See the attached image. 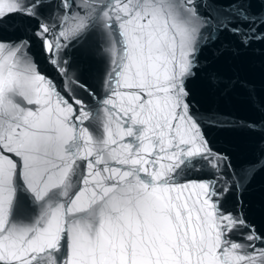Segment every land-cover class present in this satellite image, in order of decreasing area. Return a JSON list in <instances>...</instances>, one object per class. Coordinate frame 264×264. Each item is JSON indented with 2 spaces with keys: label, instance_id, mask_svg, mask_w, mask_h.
<instances>
[{
  "label": "snow or ice",
  "instance_id": "1",
  "mask_svg": "<svg viewBox=\"0 0 264 264\" xmlns=\"http://www.w3.org/2000/svg\"><path fill=\"white\" fill-rule=\"evenodd\" d=\"M17 12L35 27L0 40V264H264L229 207L264 153L237 168L188 87L221 37L264 44V0H0ZM90 37L103 96L66 56Z\"/></svg>",
  "mask_w": 264,
  "mask_h": 264
},
{
  "label": "water",
  "instance_id": "2",
  "mask_svg": "<svg viewBox=\"0 0 264 264\" xmlns=\"http://www.w3.org/2000/svg\"><path fill=\"white\" fill-rule=\"evenodd\" d=\"M28 3L20 0L22 6ZM30 27L34 28L35 23L26 16L10 14L0 21V40L18 42ZM103 47L90 37L66 52L75 68L73 79L91 86L100 96L104 94L101 78L109 68ZM35 50L44 71L59 83L56 71L40 56L39 43ZM201 69L188 83L193 110L225 121L206 127L205 132L215 148L229 154L233 164L242 168L264 153V44L238 48L231 37L223 36L204 50ZM79 95L86 94L81 91ZM251 123L254 129L245 126ZM229 207L243 210L249 221L264 232V171H258L243 185Z\"/></svg>",
  "mask_w": 264,
  "mask_h": 264
}]
</instances>
